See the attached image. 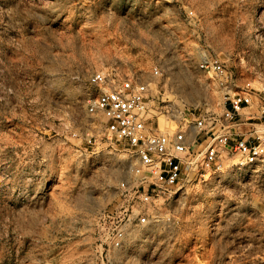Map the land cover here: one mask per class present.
<instances>
[{
	"label": "rangeland",
	"instance_id": "obj_1",
	"mask_svg": "<svg viewBox=\"0 0 264 264\" xmlns=\"http://www.w3.org/2000/svg\"><path fill=\"white\" fill-rule=\"evenodd\" d=\"M211 58L264 95V0H0V264H264V168L197 179L139 225L120 184L144 171L87 110L116 69L164 100L165 130L220 115Z\"/></svg>",
	"mask_w": 264,
	"mask_h": 264
},
{
	"label": "built area",
	"instance_id": "obj_2",
	"mask_svg": "<svg viewBox=\"0 0 264 264\" xmlns=\"http://www.w3.org/2000/svg\"><path fill=\"white\" fill-rule=\"evenodd\" d=\"M199 67L215 73L222 89V112L217 116L194 112V124L178 123L173 131L161 126L164 100L150 83L116 69L96 71L89 79L98 95L89 101L88 112L102 115L106 137L130 150L144 171L138 185L120 184L129 193L128 209H135L139 225L150 221L149 207L158 199L175 196L197 179L217 171L242 176L264 168V95L249 84L238 87L233 73L218 58L203 60ZM253 107L258 113L251 111ZM255 119L260 122L251 121ZM195 144L201 150L200 162L193 156ZM124 236L118 228L115 247L122 245Z\"/></svg>",
	"mask_w": 264,
	"mask_h": 264
}]
</instances>
